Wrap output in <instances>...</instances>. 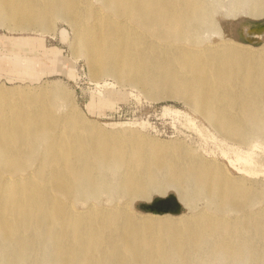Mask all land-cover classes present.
Masks as SVG:
<instances>
[{
    "label": "bare ground",
    "instance_id": "obj_1",
    "mask_svg": "<svg viewBox=\"0 0 264 264\" xmlns=\"http://www.w3.org/2000/svg\"><path fill=\"white\" fill-rule=\"evenodd\" d=\"M210 1L219 0L173 10L158 0H0V27L44 34L62 20L71 50L97 83L134 79L185 101L224 139L264 140V41L252 46L231 36L242 20L264 19V0H229L222 17L235 23L226 31ZM59 34L68 39L64 29ZM17 39L9 41L24 52L39 42ZM16 53L6 62L39 77ZM32 90L12 100L0 86V264H206L246 250L252 264H264V252L243 239L247 231L264 235L263 209H244L259 198L246 183L255 171L249 154L232 148L241 173L227 177L185 147L95 131L73 108L63 111L61 84L27 95ZM122 97L105 89L97 101L109 107ZM166 187L177 189L181 204L205 194L218 213L179 220L183 214L137 215L120 204L148 203ZM236 210L241 215L229 217Z\"/></svg>",
    "mask_w": 264,
    "mask_h": 264
},
{
    "label": "rangeland",
    "instance_id": "obj_2",
    "mask_svg": "<svg viewBox=\"0 0 264 264\" xmlns=\"http://www.w3.org/2000/svg\"><path fill=\"white\" fill-rule=\"evenodd\" d=\"M158 1L164 9L174 10L177 8L184 9L193 0ZM211 5L213 8H216L218 25L223 31H226L235 23L233 21H226L222 17V14L229 5V0H219L217 3L211 2ZM259 21H264V19L254 21L246 18L242 20V24ZM53 23V31L44 34L35 31H8L5 27H0V60L4 61L0 62V86L11 94L10 99L14 100L26 96L23 94L24 91L31 88L33 90L29 91L27 95L61 84L67 92L63 111L64 109L69 111L73 108V112L80 114L86 119V124L93 127L95 131L122 132L124 134L135 132L149 146L185 147L186 151L190 150L194 152L202 160L216 162L217 168L223 169L224 176L227 177H235L241 173L236 169L238 164L235 163L233 159L235 155L232 153V148H239L241 152L249 154L251 162L248 166H250V169L255 170L254 175L247 174V186L251 190L259 192L257 202L255 201V203L247 205L244 209L253 210V208L260 207L264 212L263 139L253 137L245 142L224 139L212 129L205 119L193 111L185 101L174 97L164 90L143 88L134 79L133 81H116L111 76H106L99 79L97 83V81L91 78L89 67L84 59L82 57L77 58L69 46L68 41L69 37H71V27L62 20H55ZM61 29L67 31L68 39L66 41L61 40L59 34ZM30 36L39 41L32 52H24L25 47L20 43H16V45L15 41H9V38L20 39ZM210 40L213 41L216 38L211 37ZM11 52H18L14 57L19 59L22 65L29 59L31 62L29 69L36 73L40 72V76L27 77L15 69L9 63ZM6 61L9 62L7 63ZM105 89L120 92L123 94V97L114 101L112 106H103L97 99L100 92ZM90 104L94 105L91 109L88 108ZM166 108L169 109V112ZM174 110L179 111V113H174ZM224 152H226V155ZM230 160L234 163H231L232 161L230 162ZM229 164H234L233 167L236 168L234 169ZM171 188L166 187L163 190H167L164 195H161L162 193L157 195V193L151 192L152 199L158 196L162 198L168 195L175 197H177V194L181 195L177 189ZM102 199L104 203L105 198ZM213 201L214 199L209 200L202 193L193 196L191 203L184 200V204H181L183 208H181V212L179 213V215L183 214L184 216L179 220L198 214V212L203 214H208L209 212L218 213L214 211V204H211ZM142 202L145 203L138 199H120L121 205H125L127 210L137 215L148 213L139 209L138 205ZM81 207L80 204L77 205V208ZM233 214L236 217L241 215L236 210L229 213V217ZM244 235L250 244L259 249V252H264V235L260 238L255 236L251 231H247L243 234V239L245 238ZM247 251L236 259L223 258L222 260L209 261L206 264H252L251 260L247 258ZM33 255L34 253L31 252L29 259ZM252 261H256V258L254 257ZM27 262L28 260H25L20 264H26Z\"/></svg>",
    "mask_w": 264,
    "mask_h": 264
},
{
    "label": "water",
    "instance_id": "obj_3",
    "mask_svg": "<svg viewBox=\"0 0 264 264\" xmlns=\"http://www.w3.org/2000/svg\"><path fill=\"white\" fill-rule=\"evenodd\" d=\"M231 36L241 43L258 46L264 41V21L255 23L242 24L237 23V26L231 33ZM139 209L143 212L152 214H179L183 206L179 203L177 197L168 195L167 197H157L149 203H140Z\"/></svg>",
    "mask_w": 264,
    "mask_h": 264
}]
</instances>
